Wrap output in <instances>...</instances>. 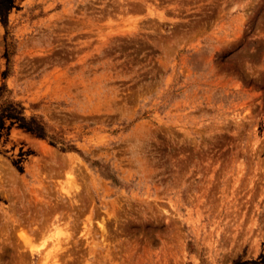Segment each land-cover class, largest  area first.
I'll return each mask as SVG.
<instances>
[{
	"label": "rangeland",
	"instance_id": "1",
	"mask_svg": "<svg viewBox=\"0 0 264 264\" xmlns=\"http://www.w3.org/2000/svg\"><path fill=\"white\" fill-rule=\"evenodd\" d=\"M0 6V264H264V0Z\"/></svg>",
	"mask_w": 264,
	"mask_h": 264
},
{
	"label": "trees",
	"instance_id": "2",
	"mask_svg": "<svg viewBox=\"0 0 264 264\" xmlns=\"http://www.w3.org/2000/svg\"><path fill=\"white\" fill-rule=\"evenodd\" d=\"M1 10H2V7L0 6V15H1V17H2V24L3 25H5V14L4 13H2L1 12ZM9 52H8V49H6V51H5V56H6V61L8 62V57H9ZM3 91H5L4 89H3ZM1 92H2V89L0 88V96H1ZM8 102V100L7 99H3L2 100V102H1V104H4V105H6V103ZM8 105V104H7Z\"/></svg>",
	"mask_w": 264,
	"mask_h": 264
}]
</instances>
